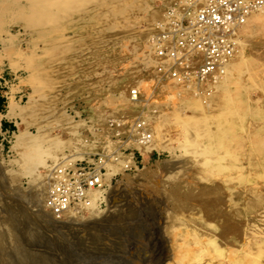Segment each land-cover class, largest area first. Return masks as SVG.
Masks as SVG:
<instances>
[{
	"label": "rangeland",
	"instance_id": "rangeland-1",
	"mask_svg": "<svg viewBox=\"0 0 264 264\" xmlns=\"http://www.w3.org/2000/svg\"><path fill=\"white\" fill-rule=\"evenodd\" d=\"M193 1L91 0L52 28L0 23V264H264V28L241 36L227 85L180 82L151 35ZM142 136L159 149L140 152ZM65 158L101 181L59 218L47 191Z\"/></svg>",
	"mask_w": 264,
	"mask_h": 264
},
{
	"label": "built area",
	"instance_id": "built-area-1",
	"mask_svg": "<svg viewBox=\"0 0 264 264\" xmlns=\"http://www.w3.org/2000/svg\"><path fill=\"white\" fill-rule=\"evenodd\" d=\"M259 9H264V0H200L193 2L182 18H167L159 23L151 41L159 57L171 60L169 69L161 68V73L183 81L217 76L235 54L237 30ZM0 97L6 99L1 90ZM5 102L0 114L7 106ZM11 129L0 119V131ZM66 159L47 191V204L60 218L88 208L101 181L82 161L70 164Z\"/></svg>",
	"mask_w": 264,
	"mask_h": 264
},
{
	"label": "bare ground",
	"instance_id": "bare-ground-1",
	"mask_svg": "<svg viewBox=\"0 0 264 264\" xmlns=\"http://www.w3.org/2000/svg\"><path fill=\"white\" fill-rule=\"evenodd\" d=\"M200 1V0H199ZM194 2V1H193ZM262 12V13H261ZM68 13V12H67ZM260 28H264V9H259V10H256V11H254V12H252L248 17H247V20H246V22L245 23H243L241 26H240V28L237 30V32H236V34H235V40H236V44L239 46V45H243V40H241V36H243V37H245L246 35H249V34H251L252 32H254L255 30H258V29H260ZM138 35V34H137ZM132 37V36H131ZM136 37V36H135ZM259 37V36H258ZM107 38V37H106ZM125 38V37H124ZM109 39V38H108ZM108 39H106V41L108 40ZM259 39V38H258ZM105 40V39H104ZM255 40V39H254ZM133 41V40H132ZM48 42V41H47ZM96 42H99V39L96 41ZM95 42V43H96ZM110 42V41H109ZM102 43H105V42H102ZM102 43H100V45L102 44ZM136 43V42H135ZM138 43V42H137ZM136 43V44H137ZM86 44V43H85ZM139 44V43H138ZM246 44V43H245ZM91 46H92V44H91ZM103 46V45H102ZM244 46V45H243ZM242 46V47H243ZM88 47V46H87ZM246 48V47H245ZM244 49V48H243ZM148 52V51H147ZM146 52V53H147ZM240 52H241V50H240ZM238 53H239V51H238ZM243 54V53H242ZM147 55V54H146ZM244 55V54H243ZM234 56V55H233ZM236 56V55H235ZM242 56V55H241ZM233 57H231L226 63H225V65H224V67H222L221 68V70L219 71V73H218V75L217 76H215V77H212L213 78V82H222V83H225L226 84V78L228 77V75L229 74H231V71H232V69L234 68V69H236V68H239V67H241V61H235V58H233ZM242 58H243V56H242ZM244 58H245V56H244ZM247 58H249V57H247ZM145 59V58H144ZM246 59V58H245ZM245 59L243 60V62L245 61ZM253 59V58H252ZM143 60V59H142ZM144 61V60H143ZM260 62V61H259ZM150 63V62H149ZM245 63V62H244ZM145 65V64H144ZM147 65V64H146ZM146 65H145V67H146ZM150 65V64H149ZM165 65V66H164ZM168 65V63L167 62H163V68H166V66ZM264 65V64H263ZM141 66H143V64L141 65ZM262 66V65H261ZM143 68V67H142ZM169 68H166V70H168ZM247 69V68H246ZM144 70V69H143ZM245 70V69H244ZM251 71H252V69H251ZM246 72V71H245ZM245 72H243V73H241V74H244ZM253 72V71H252ZM240 73V72H239ZM249 73L250 72H248L247 71V74L249 75ZM246 74V75H247ZM257 75V74H256ZM170 77H172L171 75H170ZM239 77H240V75H239ZM245 77H249V76H245ZM173 78H175V77H173ZM215 78V79H214ZM175 79H177V78H175ZM207 79H211V78H207ZM247 79V78H246ZM252 78H250V80H251ZM177 80H179L180 82H187L188 84H190L191 83V81H192V79H188L187 81H183V80H180V79H177ZM225 80V81H224ZM250 80H249V82H250ZM175 81V80H174ZM246 81V80H245ZM190 82V83H189ZM247 83V82H246ZM246 83L245 84H242V85H246ZM253 83V82H252ZM117 85V84H116ZM227 85V84H226ZM247 86V85H246ZM188 87H190V85H188ZM227 87V86H226ZM224 88V87H223ZM243 88V87H242ZM133 88L131 89V93L133 94ZM241 91H242V89H241ZM134 92L135 93H137V91L136 90H134ZM225 93H227L226 91H224ZM246 92V91H245ZM247 94H249L248 92H247ZM238 96V95H237ZM136 97V95H133V98H135ZM232 99H234V98H232ZM231 99V100H232ZM135 100V99H134ZM234 105V104H233ZM11 106H12V101H10L9 102V104H8V108H9V110L11 109ZM7 107V106H6ZM235 110V109H234ZM236 111V110H235ZM236 113V112H235ZM232 115V114H231ZM237 115H238V113H237ZM242 116V115H241ZM199 118V117H198ZM143 123V122H142ZM200 123V122H199ZM193 125V129H191L192 130V137H193V139H195V138H197V137H200V136H205V135H207L206 134V132L204 131L205 129V127L204 128H202L203 130H200L199 129V127L198 126H200V125H198L197 127L198 128H196V124L195 123H193L192 124ZM188 126V125H187ZM201 127V126H200ZM184 128V127H183ZM188 129V128H187ZM188 131V130H187ZM188 132H190V130L188 131ZM20 133H21V131L19 130L18 131V133H16V140H15V143H17L21 138H20ZM208 133V132H207ZM184 135H185V133H184ZM187 135H188V133H187ZM190 134H189V137L191 136ZM145 136V135H144ZM143 137V136H142ZM141 137V138H142ZM148 137V136H147ZM147 137H143V139H141L142 141H139L140 143L138 144V146H137V149L140 151V152H142V153H144V152H146V151H149V150H151V149H153V147H155L156 149H159V145H156V144H158V143H160V142H155L154 143V141H150V139L149 140H146L147 139ZM139 139H140V137H138ZM149 138V137H148ZM151 138V137H150ZM201 138V137H200ZM199 138V139H200ZM186 139V138H185ZM189 139V138H188ZM191 139V138H190ZM192 140V139H191ZM196 141L198 140V139H195ZM195 140H193V145H192V143H191V145H192V147H193V149L195 148L196 150H197V148L195 147V144H194V141ZM136 141V140H135ZM135 141H133V142H135ZM159 141V140H158ZM184 141V140H183ZM132 142V141H131ZM130 143V142H129ZM188 143H189V141H188ZM200 143V142H199ZM131 144V143H130ZM197 144H198V142H197ZM202 146V145H201ZM198 147H200V145H198ZM45 150V149H44ZM44 150H42V151H44ZM53 150H57V149H53ZM64 150V149H63ZM62 150V151H63ZM195 150V151H196ZM200 151V150H199ZM45 152H46V150H45ZM48 153V152H47ZM55 153H56V151H52V152H49L48 153V158H50V159H52L53 160V158H54V161H55ZM107 153V152H106ZM38 154V153H37ZM119 155V154H118ZM37 156H38V158H37ZM37 156H35V158H36V160L38 161V163H44L45 161H46V154L44 155V152L43 153H41L40 155H37ZM77 157H80V155H76ZM111 156V155H110ZM112 157V156H111ZM118 158V157H117ZM72 159H77V158H75V155H73V157H72ZM112 159H114V161H118V159H116V158H112ZM112 159L110 160V161H112ZM116 159V160H115ZM108 161H109V159H108ZM109 161V162H110ZM52 165V164H51ZM110 167V166H109ZM111 168H115V165H114V167L112 166ZM117 169V168H116ZM114 171H116V170H114ZM107 177V176H106ZM98 193V191H95V193L93 194V197L95 196V195H97V193ZM103 193V192H102ZM100 194V193H99ZM102 195V194H101ZM103 196V195H102ZM98 197V196H97ZM100 197V196H99ZM103 198V197H102ZM104 198H105V196H104ZM96 198L94 197V200H95ZM93 200V199H92ZM96 202V201H95ZM95 202H94V204H95ZM95 206V205H94ZM93 206V207H94ZM96 208V207H95ZM45 211V210H44ZM42 213H43V211H41ZM40 212V213H41ZM49 212V211H48ZM39 213V214H40ZM46 213V212H45ZM51 213V212H50ZM50 213H47L48 215L50 214ZM54 213V212H53ZM42 216H46V214L45 215H41V218H40V220H43L44 218H46V217H44L43 219H42ZM49 216H51L52 217V215H49ZM55 216H57V215H55ZM51 217H48L47 216V218L44 220V222H46V220H51ZM58 217V216H57ZM60 218V217H59ZM56 219V218H55ZM70 219V218H69ZM69 219H67V221H65V220H63V221H65V222H68V220ZM48 221V222H49ZM69 221H71V220H69ZM72 221H73V219H72ZM47 222V224H49ZM53 222H56L54 219H53ZM53 222L51 221V224H49V225H51L50 227H52L53 229V231H57V228L55 229L54 228V226H56L55 224H57V222H58V220H57V222L55 223V224H53ZM62 221H60V223H61ZM64 222V223H65ZM59 223V222H58ZM59 223V225L61 226V224ZM63 223V222H62ZM63 223V224H64ZM72 223H74V222H71V224ZM45 224V223H44ZM47 224H45V225H47ZM66 224V223H65ZM64 224V225H65ZM70 224V225H71ZM68 225V224H67ZM73 226H71L72 228L74 227V226H77L76 225V223L75 224H72ZM58 226V225H57ZM56 226V227H57ZM63 226V225H62ZM69 226V225H68ZM79 226V225H78ZM49 227V230L51 229ZM65 227H67V226H65ZM70 227V228H71ZM80 227V226H79ZM78 227V228H79ZM60 229L62 228V227H59ZM68 228V227H67ZM67 228H65V230L67 229ZM78 228H77V230H78ZM63 230H64V227L62 228ZM69 229V228H68ZM67 229V230H68ZM80 229V228H79ZM64 230V231H65ZM70 230H72V229H70ZM76 230V231H77ZM82 230V229H81ZM80 230V231H81ZM64 231H62V232H64ZM79 231V230H78ZM59 232V231H58ZM57 232V233H58ZM60 232H61V230H60ZM61 232V233H62ZM73 232V231H72ZM68 233V232H67ZM78 233V232H77ZM76 232H75V234H77ZM64 234H66V233H64ZM74 234V233H73ZM74 234V235H75ZM67 235H69V236H71L70 234H66V236ZM82 238H83V236H81ZM81 238V239H82ZM68 239V238H67ZM11 258H13L12 256H10ZM15 258V257H14ZM10 259V258H9ZM16 259L18 260V258L16 257ZM15 259V260H16ZM19 260H21V259H19ZM6 261V260H5ZM11 261V259L9 260V261H7L8 263L7 264H10L9 262ZM23 261H25V259H23ZM13 263H11V264H20L19 263V261H12ZM26 263L27 264H31V261L30 260H28V261H26Z\"/></svg>",
	"mask_w": 264,
	"mask_h": 264
},
{
	"label": "clouds",
	"instance_id": "clouds-1",
	"mask_svg": "<svg viewBox=\"0 0 264 264\" xmlns=\"http://www.w3.org/2000/svg\"><path fill=\"white\" fill-rule=\"evenodd\" d=\"M91 0H0V23L7 28L27 20L35 28H52L68 11H79Z\"/></svg>",
	"mask_w": 264,
	"mask_h": 264
},
{
	"label": "trees",
	"instance_id": "trees-1",
	"mask_svg": "<svg viewBox=\"0 0 264 264\" xmlns=\"http://www.w3.org/2000/svg\"><path fill=\"white\" fill-rule=\"evenodd\" d=\"M4 101H5V99L2 98V97H0V107H1V105L3 104Z\"/></svg>",
	"mask_w": 264,
	"mask_h": 264
}]
</instances>
